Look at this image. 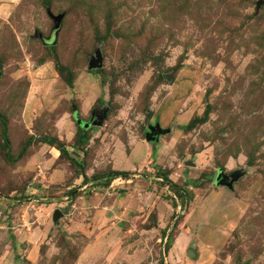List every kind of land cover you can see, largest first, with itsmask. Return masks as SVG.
<instances>
[{
    "label": "rangeland",
    "instance_id": "obj_1",
    "mask_svg": "<svg viewBox=\"0 0 264 264\" xmlns=\"http://www.w3.org/2000/svg\"><path fill=\"white\" fill-rule=\"evenodd\" d=\"M135 182L165 187V227L109 231ZM114 260L264 264V0H0V264Z\"/></svg>",
    "mask_w": 264,
    "mask_h": 264
},
{
    "label": "crops",
    "instance_id": "obj_2",
    "mask_svg": "<svg viewBox=\"0 0 264 264\" xmlns=\"http://www.w3.org/2000/svg\"><path fill=\"white\" fill-rule=\"evenodd\" d=\"M147 142H149V141H145V142L141 141L140 143L142 144V148H144L146 150L145 154H144V158L146 160V163L144 165L148 167V164L150 165V163H152V160L149 161V158L147 156L148 150L152 149V144L150 146ZM130 153H132V152H130ZM130 153H129V155H131V157H132L133 154H130ZM133 153H134V151H133ZM157 157L161 158V156H159V155ZM119 159H120V155L119 154L118 155L117 154H113L112 155L111 169L117 170V171L121 170V167L118 166V160ZM148 161H149V163H148ZM132 163H136V165L139 164L138 162H135V161L132 162ZM136 165H134L133 167L135 168ZM146 183H150V182H146ZM150 184L151 185L154 184L152 186H155V185L157 186L158 185V183H150ZM131 187H132V189L128 190L127 192H123V193L119 194L118 196H116L114 198V200H111L110 204H106L108 206L107 208H109L111 210V213L106 211L107 216H105V219L109 221L108 226H107L108 228H110L109 231L113 230V228L114 229L120 228V226H119V223H121L120 219L123 220L122 222H124V227H128L131 223H133L136 220H138L141 223H144L145 221L148 220V213L151 210H153L154 213H155L154 223L148 224L147 227L144 226V224H143V227L138 229L139 230L138 231L139 234H145L146 232H149V231L155 232L159 228H164L168 214L163 213V211L167 210V211L172 212V210H173L172 206L170 207L168 205L169 203H167V200L163 198L162 190L165 189V187L159 185L157 187H160V188H156V190L154 191V190H149L150 189L149 187L147 189V187H144V185H139L138 183L136 184V182H135V184H133V186L131 185ZM107 189H109V188H107ZM137 195L140 196V197L142 196L141 202L134 201V198ZM144 195L150 196V203H149L150 205L149 206L148 205H146V206L144 205L146 203ZM103 197L106 198L107 201L109 200L106 196H103ZM121 197L123 199H121ZM87 201H88V199L86 200V204H87V208H88L89 203ZM168 206H169V210H168ZM137 208L138 209L141 208V210L135 212L134 210L137 209ZM89 209H91L92 214L95 213L94 208H89ZM91 211L89 210L90 213H91ZM110 224H111V226H109ZM131 230H132L131 228H129V229L127 228L125 234H128V232H131ZM87 234H88V238L91 237V238H89L90 244H93L94 243L93 242L94 241L93 240L94 237L92 236L91 231H88ZM129 246H131V245H129ZM112 254L113 253L108 252V254H107L108 256L107 257L110 258V256ZM132 255H129V256L131 257ZM179 255H180L179 253L176 254V256H179ZM116 260H119V259H116ZM116 260L112 261L113 264H118L116 262Z\"/></svg>",
    "mask_w": 264,
    "mask_h": 264
},
{
    "label": "water",
    "instance_id": "obj_3",
    "mask_svg": "<svg viewBox=\"0 0 264 264\" xmlns=\"http://www.w3.org/2000/svg\"><path fill=\"white\" fill-rule=\"evenodd\" d=\"M50 17H51V19L54 22V29H58L59 26H60V24H61L63 15H61V14H59V15H53V14H51ZM38 36L39 37H42L41 33H39ZM99 66H101V57L100 56H97V58L93 59L90 62V64H89L88 67H89V69H96ZM74 109H75V107H73V110ZM75 119H76V121H77V123L79 125H82L84 128H87L90 125H93V126L100 125L102 123V120H103V115L97 114L95 116V118L90 123H88V122H81V120L78 117H76ZM162 131H164V130L159 125H157V128L154 127L152 129V131L149 132L146 135L147 141L157 140L158 139V134L161 133ZM241 174H242V172L240 170H236L234 172H231L229 175L224 174L222 170H219L218 173L215 176V182L218 183V184H223V185H226L228 187H231L232 186V182L235 181V180H237L241 176ZM61 214H62L61 211L56 210L54 212L53 219H56Z\"/></svg>",
    "mask_w": 264,
    "mask_h": 264
},
{
    "label": "trees",
    "instance_id": "obj_4",
    "mask_svg": "<svg viewBox=\"0 0 264 264\" xmlns=\"http://www.w3.org/2000/svg\"><path fill=\"white\" fill-rule=\"evenodd\" d=\"M54 23V22H53ZM60 27H61V24H60V26H59V28L58 29H60ZM58 29H54V32L56 31H58ZM56 35H57V33H56ZM56 35L54 34V38H53V40H52V38H50V39H45V38H43V37H39V36H37L38 38H40V39H43V41H44V43L45 44H54L55 43V37H56ZM54 41V42H53ZM57 71H59V72H61V67L59 66V67H57ZM65 82L69 85V86H71L72 85V79H71V77L70 76H68V74L65 76ZM79 125V124H78ZM81 127H83L82 125H81ZM84 128V127H83ZM80 141H82V142H86V137L83 135V134H81L80 135ZM59 150H61L63 153H65L66 151H65V149L63 148V147H59ZM113 172H118L117 170H113V169H111ZM118 176V175H117ZM119 176H121V175H119ZM157 176V178H160L158 175H156ZM163 178L164 179H167V183H169V181H168V178H167V174L166 173H163ZM174 215V214H173Z\"/></svg>",
    "mask_w": 264,
    "mask_h": 264
},
{
    "label": "built area",
    "instance_id": "obj_5",
    "mask_svg": "<svg viewBox=\"0 0 264 264\" xmlns=\"http://www.w3.org/2000/svg\"><path fill=\"white\" fill-rule=\"evenodd\" d=\"M178 217H179V215H177L176 219H177ZM174 221H175V220H174ZM174 221H173V222H174Z\"/></svg>",
    "mask_w": 264,
    "mask_h": 264
},
{
    "label": "clouds",
    "instance_id": "obj_6",
    "mask_svg": "<svg viewBox=\"0 0 264 264\" xmlns=\"http://www.w3.org/2000/svg\"><path fill=\"white\" fill-rule=\"evenodd\" d=\"M154 141H156V140H154ZM150 142V141H149ZM153 142V141H152ZM175 222V221H174Z\"/></svg>",
    "mask_w": 264,
    "mask_h": 264
}]
</instances>
